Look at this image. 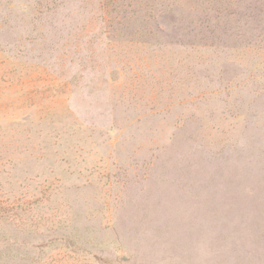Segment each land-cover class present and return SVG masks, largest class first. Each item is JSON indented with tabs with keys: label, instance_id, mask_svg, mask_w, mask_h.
<instances>
[{
	"label": "rangeland",
	"instance_id": "rangeland-1",
	"mask_svg": "<svg viewBox=\"0 0 264 264\" xmlns=\"http://www.w3.org/2000/svg\"><path fill=\"white\" fill-rule=\"evenodd\" d=\"M0 264H264V0H0Z\"/></svg>",
	"mask_w": 264,
	"mask_h": 264
}]
</instances>
